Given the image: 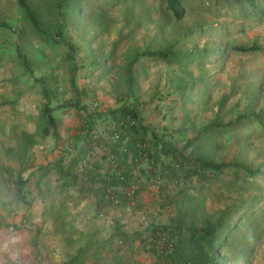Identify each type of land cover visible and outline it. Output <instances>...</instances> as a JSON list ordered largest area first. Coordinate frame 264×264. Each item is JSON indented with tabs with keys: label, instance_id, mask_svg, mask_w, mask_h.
Instances as JSON below:
<instances>
[{
	"label": "rangeland",
	"instance_id": "rangeland-1",
	"mask_svg": "<svg viewBox=\"0 0 264 264\" xmlns=\"http://www.w3.org/2000/svg\"><path fill=\"white\" fill-rule=\"evenodd\" d=\"M34 2L42 19L45 18L48 0ZM206 7L203 0L191 2L177 22L163 17L159 0H84L79 9L82 14L68 27L77 46L75 78L84 91L82 103L90 110H100L102 104H110L101 111L116 106V95L126 89L123 83L127 76L126 55L132 57L162 44L172 26L197 28L202 25V31L185 36L177 44L181 51L191 53L206 46L208 54L201 61L195 57L187 66H179L141 56L133 64L132 74L137 78L134 93L139 97L143 124L181 148L186 139L194 136L193 126L201 128L208 124L217 111L225 122L233 120L252 102L249 109L258 112L264 102V53L238 52L234 46L253 42L264 46V19L252 15L244 19L231 15L216 17ZM1 22L11 24L23 34L18 36L0 25V263H24L28 259L32 264L47 260L57 262L58 258L52 254L56 238L68 246L71 244L67 236H55L57 232L52 231L53 224L43 212L42 199L47 204L52 200L56 205L65 202L64 212L68 215L65 219L69 220L72 202L82 197V203H85V199L96 190L95 185L82 184V181H78L76 187L62 190L55 187L59 183L54 180L56 172L52 165L61 155L70 156V133L74 132L78 119L74 108L58 107L71 96L67 65L63 61L65 48L31 37L33 35L16 0H0ZM22 56L33 62V70L38 75H45L53 89L56 96L50 102L53 114L59 116L61 113L66 119V122L56 119L58 138L52 135L41 138L37 133L39 113L45 99L38 87L32 85L23 67ZM223 96L227 98L220 108ZM71 111L75 112L74 119H71ZM100 124V134L105 137L110 123L101 121ZM250 132L251 137H246ZM23 133L34 137L35 143L28 149ZM216 140L221 144L217 161L245 162L252 168L260 166L264 169V136L259 135L255 125H245ZM100 147L96 144L93 151L100 150ZM184 151L189 154L191 149ZM45 170L48 173L44 174ZM229 174L226 171L223 178L229 179ZM144 184L145 199L139 196L133 206L121 199L117 207L101 200L103 204L91 213L93 220L104 231V217L99 218V212L105 216L111 210L117 211L125 230H138L148 238L152 226L166 224L174 213L172 200L180 185L163 181L160 188L154 190ZM210 186L211 193L205 203L208 213L224 204H242L249 195L248 191L243 192V196L234 194V189L224 190L221 194L218 182ZM190 192L197 194L198 190L190 187ZM97 194L102 197L101 191ZM34 199L36 207L32 203ZM40 199L43 207L38 215ZM259 204L264 206V200ZM22 213L26 216L19 221ZM115 231L116 226L112 231H104L102 237ZM147 242L148 239L144 246H148ZM249 264H264V229L253 246Z\"/></svg>",
	"mask_w": 264,
	"mask_h": 264
},
{
	"label": "trees",
	"instance_id": "trees-1",
	"mask_svg": "<svg viewBox=\"0 0 264 264\" xmlns=\"http://www.w3.org/2000/svg\"><path fill=\"white\" fill-rule=\"evenodd\" d=\"M84 0H48L47 10L42 19L41 12L34 0H16L18 9L24 18L31 37L40 38L51 46H63L65 54L63 61L67 65L68 89L71 96L58 107H71L76 110L77 124L70 139V146L75 152L72 156L61 155L52 165L56 172L55 181L61 190L74 186L78 180L76 165L81 157L93 150L97 144L104 148V156H114L117 168L121 171L123 179L112 176L114 185L126 186L133 180L131 171L137 169L149 176L165 179L167 182L180 185L178 193L172 203L174 213L164 225L152 226L148 234V247L155 256L156 264H249L253 253V246L260 237V231L264 229V206L259 203L264 200V169L260 166L252 168L248 163L236 161L216 160V154L220 143L216 140L231 131H235L245 125H255L260 136H264V102L258 112H251L250 105L238 113L233 120L224 121L219 112L214 119L201 128H194V136L186 139L180 148L167 139L165 135L157 133L153 128L143 124L139 111V97L134 93V85L137 81L132 74L133 64L140 59L155 60L167 64H179L187 66L195 57L198 60L207 57L206 46L194 52L181 51L177 48L185 36L195 31H202V25L193 27H174L168 31L163 43L153 49H146L132 57H128V65L125 72L126 89L116 95V106L101 110H90L82 103L84 91L76 83L75 52L77 46L73 42L68 27L73 23L82 10H79ZM197 0H159L162 5V14L165 18H173L180 21L187 12L191 2ZM210 13L216 17L231 15L237 19L248 16H256L264 19V0H203ZM0 25L9 29V32L22 35L21 30L11 24L1 22ZM182 32H181V31ZM238 52H263L264 46L257 42L250 45H236ZM223 50V49H222ZM218 51L221 48L218 47ZM215 52V53H219ZM23 57V56H22ZM23 67L28 72L32 85L39 89V93L45 99L38 118L37 133L41 138L52 135L58 138L54 108L50 102L55 94L45 75H38L33 70V62L28 57H23ZM201 61V60H200ZM184 63V64H183ZM227 97H222L219 107L224 104ZM258 100V99H257ZM255 100V102H257ZM256 104V103H254ZM124 126H117L119 121ZM129 120L135 124L128 125ZM101 121L109 122L115 129H119L121 135L114 138L110 129L106 130V136L98 133ZM252 132L246 137H251ZM23 141L26 149L35 143L34 137L23 133ZM147 144V145H144ZM190 148L189 154L185 149ZM25 149V150H26ZM65 152V150H64ZM67 152V151H66ZM64 154V153H63ZM97 166V163H94ZM229 171V179L223 178ZM48 173V170L43 172ZM90 173V172H89ZM88 173V174H89ZM218 182L221 194L224 190H233L234 194L249 192L242 204H224L222 208L212 213L206 209V200L211 193L210 184ZM84 184L86 182H83ZM87 184V183H86ZM197 188V194L190 192ZM49 189V188H48ZM146 189L142 184L136 195ZM52 191V189H51ZM54 196V190L52 191ZM56 198V197H55ZM102 198V197H101ZM44 203L43 212L53 224V232H60L67 236L72 225L65 219L66 203L56 205L54 200ZM103 201V198H102ZM246 204V205H245ZM234 205V207L232 206ZM164 235L171 243L170 251L157 250L153 241L159 240ZM116 238L122 241V245L131 246L136 239L145 243L147 238L140 231L121 232ZM252 244V246H250ZM92 244L88 242L78 248L76 254L70 256L63 264H82L88 258V251Z\"/></svg>",
	"mask_w": 264,
	"mask_h": 264
},
{
	"label": "crops",
	"instance_id": "crops-1",
	"mask_svg": "<svg viewBox=\"0 0 264 264\" xmlns=\"http://www.w3.org/2000/svg\"><path fill=\"white\" fill-rule=\"evenodd\" d=\"M87 105L90 106L89 104ZM109 105L102 104V106L100 107V110H103V109L105 110V107ZM74 113H75L74 111L70 112V114H72L71 119L72 118L74 119L75 117ZM54 116L56 119L61 118V120L66 122V119H63V115L61 113H59V116L57 115H54ZM100 125L101 124H99L97 128L98 129L97 131L99 134L101 133ZM73 133H70V135H72ZM60 134L63 136L64 131L61 132ZM92 153H93V157H94L95 162L97 163L98 168H100L102 171H106L108 166L105 160L106 157L104 156L105 155L104 152L100 149L98 151L97 150L93 151ZM98 153H101V155ZM78 181L80 180H77V182ZM77 182L75 184V187L77 186ZM82 184L84 183L82 182ZM93 185L96 186V187L94 186L96 190L94 191V193H91L85 199L87 200V202L82 203L83 202L82 200H84L82 199V197H79L77 200L72 202L73 203L71 205L72 213L69 214L70 215L69 220L71 222L72 229L74 230V232H77V233H74L72 230L68 232L69 233L68 243L71 245L68 246L66 245L64 241L60 240L59 238L58 239L56 238L55 243L52 247V251H53L52 254L58 258L57 262H55V260L54 261L47 260V261L40 262L38 264H63V262L67 260L70 256H73L76 254V251L78 250V248H80L87 242L92 245L88 251V258L82 264H156L155 256L149 250V247L144 246V243H141L139 239H136L131 246L122 245V244L120 245L117 243L118 239L116 238V236L119 231L131 232L129 230H125L124 226H121L120 224L121 217L119 216L117 211L111 210L110 212H107L104 216V219L102 220V223L105 225L104 231H108V230L112 231V228H114V226H116V231L114 232V234L113 232L109 235L107 234L105 238L102 237V235L104 234V231L102 229L103 227H101L98 224V222H95L93 220L94 217L92 216L91 213L92 211H96L98 206L102 205L103 202H101L102 198L98 196L97 194L100 191L99 187L96 184H93ZM141 195L145 199V195H146L145 189L141 191L140 196ZM32 203L35 205L36 199H34ZM39 204H41V208L39 210L40 212L38 215L42 213L41 211H42L43 203L41 199L39 201ZM25 216L26 215H24L23 213L20 214L18 218L19 221H23ZM55 236H61L62 238H64V235H62L60 232H57ZM14 264H32V263L28 259L24 263H14Z\"/></svg>",
	"mask_w": 264,
	"mask_h": 264
},
{
	"label": "built area",
	"instance_id": "built-area-1",
	"mask_svg": "<svg viewBox=\"0 0 264 264\" xmlns=\"http://www.w3.org/2000/svg\"><path fill=\"white\" fill-rule=\"evenodd\" d=\"M133 124H135L134 120L128 121V125ZM124 125L125 123L122 120L117 123V126L119 127ZM109 129L112 131V135L114 138H118L121 135L120 130H116L112 124H110ZM101 150L105 152L104 148H102ZM74 153L75 152L73 151L72 147H70L68 150V156H72ZM105 160L108 168L106 171H102L100 168L94 166L95 160L91 151L80 158L75 168L76 173L78 174V180L89 184L93 183L99 187L100 191L102 192L103 202L105 204L117 207L120 205L121 199H124L129 206H133L140 196L136 195V191L139 190L142 184L146 183L151 189L155 190L160 188V185L163 181H166L163 178L149 176V173L147 171L146 173H142L137 169H133L131 171V173L133 174V180L130 184L123 187L114 185L113 183H111L112 176L117 177L120 180L123 179L121 171L117 168V163L114 156L107 154ZM98 217L103 218L104 213L99 212ZM159 236V240L153 241L155 248L159 251L165 249L169 252L171 243L168 242L164 235L159 234ZM117 243L121 245L122 241L119 239L117 240Z\"/></svg>",
	"mask_w": 264,
	"mask_h": 264
}]
</instances>
